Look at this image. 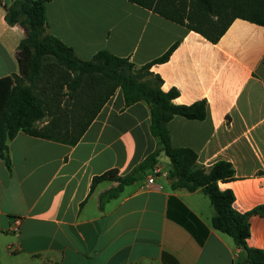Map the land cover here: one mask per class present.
I'll return each instance as SVG.
<instances>
[{"label": "crops", "instance_id": "1", "mask_svg": "<svg viewBox=\"0 0 264 264\" xmlns=\"http://www.w3.org/2000/svg\"><path fill=\"white\" fill-rule=\"evenodd\" d=\"M12 1L0 0V79L21 75L26 31L6 21ZM46 18L47 32L81 60L107 51L141 68L177 45L150 72L165 92H179L177 104L205 101L208 114L174 117L173 147L196 152L205 170L229 162L235 178L219 187L234 193L238 212L264 207V26L236 19L213 44L127 0H49ZM150 125L149 106L126 107L118 89L75 146L22 131L10 140L0 161V264H246V253L213 228L215 211L202 190L172 189L164 153L100 207V195L116 183L91 190L93 178L113 169L126 176L160 149ZM250 223L247 245L264 250V214Z\"/></svg>", "mask_w": 264, "mask_h": 264}, {"label": "trees", "instance_id": "2", "mask_svg": "<svg viewBox=\"0 0 264 264\" xmlns=\"http://www.w3.org/2000/svg\"><path fill=\"white\" fill-rule=\"evenodd\" d=\"M48 1L13 0L6 8L7 23L22 26L26 37L18 47L21 75L0 79V161L8 159V142L21 131L71 147L77 145L104 105L121 89L126 107L139 102L149 106L150 131L159 141L160 149L126 176L113 169L94 177L91 190L102 181L116 183L100 195V207L153 170L159 155L164 153L170 160L168 178L172 189L188 192L201 189L215 211L213 228L229 235L246 253V264H264V250L247 245L251 236L250 218L253 214H264V207L238 212L233 206L234 193L219 187V182L234 180L232 165L219 161L205 170L197 166L196 152L175 148L171 143L168 124L174 117L201 121L208 114L205 101L190 106L177 104L179 92L176 89L165 92L161 77L150 72L153 65L167 62L177 45L141 68L107 51L97 53L91 60H81L72 48L47 32ZM127 1L196 32L213 44L236 19L264 26V0Z\"/></svg>", "mask_w": 264, "mask_h": 264}, {"label": "built area", "instance_id": "3", "mask_svg": "<svg viewBox=\"0 0 264 264\" xmlns=\"http://www.w3.org/2000/svg\"><path fill=\"white\" fill-rule=\"evenodd\" d=\"M154 172H155V173L159 172V169L156 168V169L154 170ZM154 179H155V176L153 175V176H151V177L149 178L148 182H149L150 184H153L154 181H155ZM16 224H19V221H17Z\"/></svg>", "mask_w": 264, "mask_h": 264}, {"label": "rangeland", "instance_id": "4", "mask_svg": "<svg viewBox=\"0 0 264 264\" xmlns=\"http://www.w3.org/2000/svg\"><path fill=\"white\" fill-rule=\"evenodd\" d=\"M48 120H49V118L45 119L43 122L40 123V126H42L43 124H45Z\"/></svg>", "mask_w": 264, "mask_h": 264}]
</instances>
